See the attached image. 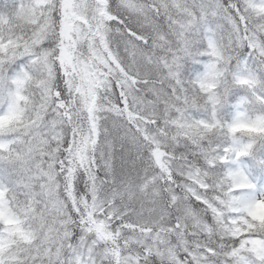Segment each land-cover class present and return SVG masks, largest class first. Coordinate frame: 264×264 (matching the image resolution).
<instances>
[{
	"label": "snow or ice",
	"instance_id": "1",
	"mask_svg": "<svg viewBox=\"0 0 264 264\" xmlns=\"http://www.w3.org/2000/svg\"><path fill=\"white\" fill-rule=\"evenodd\" d=\"M0 264H264V0H0Z\"/></svg>",
	"mask_w": 264,
	"mask_h": 264
}]
</instances>
